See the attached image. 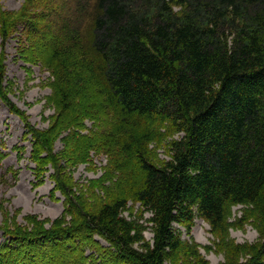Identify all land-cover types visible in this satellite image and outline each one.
<instances>
[{"label":"trees","instance_id":"obj_1","mask_svg":"<svg viewBox=\"0 0 264 264\" xmlns=\"http://www.w3.org/2000/svg\"><path fill=\"white\" fill-rule=\"evenodd\" d=\"M45 10L0 16L3 48L9 28L25 25L54 77V121L36 130L38 144L59 163L105 152L121 187L106 191L101 177L88 187L96 199L69 196L74 229L6 224L0 264H92L73 232L104 239L117 264H166L184 250L174 224L191 227L195 214L214 232L232 205L264 222V0H64ZM86 120L94 127L83 133ZM176 134L170 158L155 162L152 144ZM131 201L152 213L151 243L124 215ZM241 264H264V243Z\"/></svg>","mask_w":264,"mask_h":264},{"label":"rangeland","instance_id":"obj_2","mask_svg":"<svg viewBox=\"0 0 264 264\" xmlns=\"http://www.w3.org/2000/svg\"><path fill=\"white\" fill-rule=\"evenodd\" d=\"M63 1L0 0V16L13 21L30 19L53 4L62 5ZM8 31L4 48L0 33V91L6 96L0 95V150L3 156L0 161V244L6 240L3 234L6 224L17 229L26 228L29 232L35 225L33 221L42 222V226L39 225L41 232L63 227L74 229L80 217L71 206L69 196L75 197L77 192L88 200L96 199L88 187L101 177H104L106 191L121 187L120 181L106 172L111 161L105 152L91 151L88 162L74 164L59 157L62 159L59 163L39 146L36 130H45L54 121L51 86L54 77L37 55L28 28L18 23ZM8 100L24 117L8 106ZM84 125L83 133L94 127L90 120ZM176 137L177 134L163 137L152 144L155 162L162 163L170 158V142ZM64 148L65 142L60 136L54 141L53 152L62 154ZM97 192V196L105 193L100 188ZM124 215L141 231L144 240L151 243L154 235L152 213L140 203L131 201ZM174 228L184 250L166 264H241L250 260L264 243V222L245 204L228 208L224 228L219 232H214L211 224L199 214H195L191 227L177 223ZM72 235L83 237L86 246H80L75 253L91 254L86 258L87 262L117 264L111 246L104 239L91 235L99 242L89 243L84 232H73ZM70 241L71 236L65 242Z\"/></svg>","mask_w":264,"mask_h":264}]
</instances>
